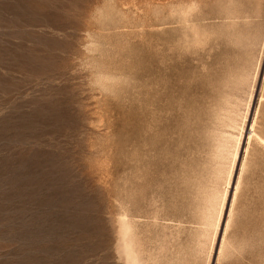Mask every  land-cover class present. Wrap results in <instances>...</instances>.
<instances>
[{
    "label": "rangeland",
    "instance_id": "obj_1",
    "mask_svg": "<svg viewBox=\"0 0 264 264\" xmlns=\"http://www.w3.org/2000/svg\"><path fill=\"white\" fill-rule=\"evenodd\" d=\"M252 128L264 0H0V264H264Z\"/></svg>",
    "mask_w": 264,
    "mask_h": 264
},
{
    "label": "bare ground",
    "instance_id": "obj_2",
    "mask_svg": "<svg viewBox=\"0 0 264 264\" xmlns=\"http://www.w3.org/2000/svg\"><path fill=\"white\" fill-rule=\"evenodd\" d=\"M252 135L257 138L259 140V142L263 143L264 144V137L261 136L256 130L255 128H252ZM251 136V135H250Z\"/></svg>",
    "mask_w": 264,
    "mask_h": 264
}]
</instances>
